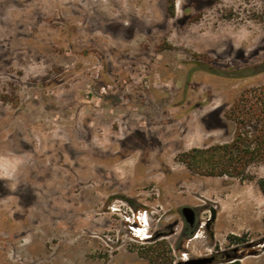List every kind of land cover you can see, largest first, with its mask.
<instances>
[{
  "label": "rangeland",
  "instance_id": "1",
  "mask_svg": "<svg viewBox=\"0 0 264 264\" xmlns=\"http://www.w3.org/2000/svg\"><path fill=\"white\" fill-rule=\"evenodd\" d=\"M253 90L264 0H0V264H264V164L183 162Z\"/></svg>",
  "mask_w": 264,
  "mask_h": 264
},
{
  "label": "trees",
  "instance_id": "2",
  "mask_svg": "<svg viewBox=\"0 0 264 264\" xmlns=\"http://www.w3.org/2000/svg\"><path fill=\"white\" fill-rule=\"evenodd\" d=\"M250 92L235 99L226 113L234 123L230 142L194 149L183 155V162L190 171L203 176L242 179L248 167L264 164V99L256 97L254 90L251 96ZM259 186L264 193L262 181ZM230 240L243 242L239 237H230Z\"/></svg>",
  "mask_w": 264,
  "mask_h": 264
},
{
  "label": "water",
  "instance_id": "3",
  "mask_svg": "<svg viewBox=\"0 0 264 264\" xmlns=\"http://www.w3.org/2000/svg\"><path fill=\"white\" fill-rule=\"evenodd\" d=\"M181 215L184 219V221L189 225V226H193L195 223V212L193 209L189 208V207H184L181 209ZM253 245H251V243L247 244L246 247L250 248ZM254 252H251L249 255H253ZM213 258H199V259H194L191 260L189 262H187L186 264H212L213 263Z\"/></svg>",
  "mask_w": 264,
  "mask_h": 264
}]
</instances>
